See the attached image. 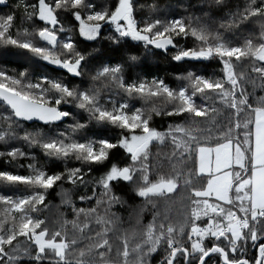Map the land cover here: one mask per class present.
Wrapping results in <instances>:
<instances>
[{
    "label": "snow or ice",
    "instance_id": "1",
    "mask_svg": "<svg viewBox=\"0 0 264 264\" xmlns=\"http://www.w3.org/2000/svg\"><path fill=\"white\" fill-rule=\"evenodd\" d=\"M136 11V0H0V49L25 61L0 64V264H150L153 254L158 264H264V0H236L219 18ZM82 41H107L120 60ZM141 50L216 61L219 74L129 77ZM157 117L170 118L166 128ZM105 128L119 131L93 130ZM32 149L63 170L49 171ZM121 182L156 211L114 247L109 209ZM64 184H91L79 200L95 205L77 207ZM54 188L73 219L49 215ZM178 201L185 211L173 220Z\"/></svg>",
    "mask_w": 264,
    "mask_h": 264
},
{
    "label": "trees",
    "instance_id": "2",
    "mask_svg": "<svg viewBox=\"0 0 264 264\" xmlns=\"http://www.w3.org/2000/svg\"><path fill=\"white\" fill-rule=\"evenodd\" d=\"M11 2V0H10ZM97 4L104 3V0H96ZM236 0H225V4L222 6H209V0H136L137 3V11L136 15L138 18L146 17L150 14L151 6L155 5L158 11L151 12L152 15H175V16H184L189 14L194 15H202L203 12H210L213 17H223L224 13L228 10V8H232L235 5ZM243 3V0H240ZM141 5L143 7H141ZM65 24L68 26L73 25L72 17L69 13L64 14ZM73 38L82 40L78 36V33L73 30ZM82 47L87 46L97 47L100 49L98 55H101L105 60L119 61L120 55L118 52L113 51L111 46L107 41H100L99 43L82 41ZM17 50L15 49H0V64H6L8 67H18L19 65L25 63V61L18 56ZM46 71L52 72V68L45 69ZM195 71L198 74H207L212 75L213 73L219 74V66L216 61H186L177 63L171 60L170 55L165 56L162 53L157 52L156 54H145L142 50L140 51V60L136 63L135 66L128 68L126 70V75L129 77L136 76H146L148 78L158 76L164 78L166 81L176 84L180 83V81L176 80V76L178 74H184L187 71ZM60 71V70H56ZM67 79H72L71 77H66ZM86 84L89 82L88 77L83 78ZM74 84H79V79H72ZM249 91H251V87L249 86ZM264 93L261 92L259 88L256 89V95H262ZM132 103L137 106L140 105L139 100L132 101ZM75 111V109H73ZM168 117H157L154 119V124L160 128H166L169 122ZM97 131L101 135H106L110 138H115L118 133V129H93ZM3 146L0 145V149ZM27 150V149H26ZM31 151L35 152L37 155V159L43 163L49 171H62L64 168V164L60 161L48 160L45 159L42 154L39 153L38 149H32ZM155 151V149L153 150ZM164 152H170L171 148L166 147L163 149ZM114 155L112 156V160L119 161L123 158L122 150H114ZM18 163H27L26 161H19ZM70 166L76 164L75 161L69 162ZM8 167L5 165L3 158H0V170ZM168 169L167 160L164 161V169ZM15 170V169H12ZM25 169H20L21 173H24ZM100 172L96 171L93 175H99ZM66 189H70L69 195L71 196L73 202L77 207H89L95 205V199L82 202L79 200V195L83 192H87L91 195L92 185L89 184L87 188L84 186H80L78 188H73L69 184H64L63 186ZM60 191L59 188H54L51 191V194L48 197V200L51 202V210L49 215L53 220H57L61 218V214H64V218L69 220L73 219V214L71 212V208L68 205L61 204V196L57 193ZM179 192V189L177 190ZM113 194L119 198L117 202L111 204L109 209L110 213L114 214L116 224L115 230L112 233H109L111 237V242L114 247L120 244V241L117 237L121 234V230L127 229L131 232L133 229H139L141 226L148 224L152 220V216L156 209L153 208L151 204H145L144 201L137 197L132 189L125 185L124 183H117L113 188ZM97 195H99V190H97ZM164 202H158L157 208L160 209L161 212L164 211ZM103 206L98 209V211L103 212ZM185 211V208L182 207L181 203L178 201L171 205V210L169 212L170 217L173 220L182 219V213ZM70 227V226H69ZM249 256L251 255V251H249ZM160 260V255L153 254L150 260V264H158Z\"/></svg>",
    "mask_w": 264,
    "mask_h": 264
}]
</instances>
